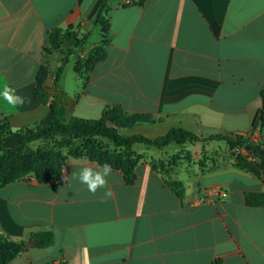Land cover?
I'll return each instance as SVG.
<instances>
[{"label":"crops","instance_id":"0c3cea01","mask_svg":"<svg viewBox=\"0 0 264 264\" xmlns=\"http://www.w3.org/2000/svg\"><path fill=\"white\" fill-rule=\"evenodd\" d=\"M102 2L0 0V92L8 85L27 98L12 108L0 96L8 148L19 144L16 132L48 124L53 106L63 120H97L114 107L162 120L124 130L126 137L155 140L182 128L264 148V125L253 128L264 89V0H110L108 34L94 24ZM55 28L80 43L68 46L74 51L45 50ZM97 31L99 42L88 45ZM96 47L104 60L95 61ZM41 67L48 75L39 87ZM130 150L135 180L112 169L107 189L95 195L72 176L100 167L88 159L69 161L55 182L30 178L0 188L3 236L26 243L49 231L55 238L10 264H264V208L245 203L246 192L264 191V178L252 171L256 157L225 140ZM170 179L184 184L182 198Z\"/></svg>","mask_w":264,"mask_h":264},{"label":"trees","instance_id":"16d2710c","mask_svg":"<svg viewBox=\"0 0 264 264\" xmlns=\"http://www.w3.org/2000/svg\"><path fill=\"white\" fill-rule=\"evenodd\" d=\"M110 0H103L99 13L94 21L102 27L104 34H108L109 20L107 18L109 13L108 2ZM145 0H136L132 4L143 6ZM65 35L61 28H55L49 34L48 47L45 49L48 53L51 51H59L64 45ZM83 40V39H82ZM76 42L75 44H77ZM95 61H102L105 59V51L103 47H96L93 50ZM67 60L62 62V66L58 69L55 79V85L58 84L64 72V66ZM92 60L88 63L87 68H90ZM48 75V70L41 67L38 86L40 87ZM37 92V91H36ZM162 122L161 119L147 114H128L119 107L105 110L101 118L97 120H86L72 117L69 120H63L58 116L56 106H53V116L51 121L46 125L35 126L32 129L16 132L19 136L20 142L17 146L6 148L3 146V139L12 133L9 119H0V156L4 158L17 157L27 159L32 156L34 159L31 166H26V173H33L37 181L41 184H47L58 181L62 178V166L56 164L50 153L42 151V149H32L31 145L39 141H50L57 137H66L73 139L88 140V148L86 157L90 161L97 163L99 166L105 162L111 164L112 169L122 171L128 183H132L135 178V168L137 160L135 155L118 153L108 156L107 152L92 141L94 138H103L113 144L119 149L130 150L133 145L143 144L146 146H154L159 149L169 145L170 143L184 144L187 141H207V140H225L234 147H244L249 154L257 158L258 163L252 169L253 173L259 177L264 178V148L260 143H255L244 139L241 136L236 138L212 136L209 138H201L185 129L176 128L168 131L164 136L152 140L143 135H132L126 137L120 133V130H129L138 124H157ZM258 124L264 125V89L261 92V108L254 120L253 128ZM243 162L242 158L238 159ZM5 159L0 161V174L5 172ZM166 185L172 191L182 198L185 194L184 184L180 181L167 180ZM245 203L249 207L264 208V191H248L245 193ZM32 239L36 240L34 248L46 249L53 246L55 238L52 232L44 231L35 234ZM27 249L25 243H15L0 233V264H10L11 261ZM212 264H224L223 259L218 258Z\"/></svg>","mask_w":264,"mask_h":264},{"label":"rangeland","instance_id":"374dc122","mask_svg":"<svg viewBox=\"0 0 264 264\" xmlns=\"http://www.w3.org/2000/svg\"><path fill=\"white\" fill-rule=\"evenodd\" d=\"M100 34L98 31L92 35L91 39L88 42V45L91 43H97L99 42ZM76 41V40H75ZM75 41L65 36L64 45L62 46V53L69 54L74 49L71 47L69 48V45H74ZM80 44V43H77ZM75 57H70V63L75 62ZM69 75L71 76V73L69 71ZM120 133L122 135H126L128 131L120 130ZM92 141H94L96 144H98L100 147H102L106 152L108 156H112L118 153L122 154H131L133 153L131 150H120L110 142H108L106 139L103 138H94ZM88 140L86 139H73V138H66V137H57L50 141H39L35 142L31 145L32 149H42V151L46 153H50L52 155L53 161L62 166V172H64L65 166L69 161H75V160H81V159H87L86 153L88 148ZM3 146L8 148L5 140L3 139ZM5 159V165L7 166L5 169V172L0 174V188L6 187L8 185L14 184L16 182L22 181V180H28L30 178L36 177L33 173L27 174L26 168L28 166H31L33 164L34 159L32 156H29L27 159L17 158V157H8L4 158V156H0V161ZM89 160V159H88ZM27 166V167H26Z\"/></svg>","mask_w":264,"mask_h":264},{"label":"clouds","instance_id":"9594fccd","mask_svg":"<svg viewBox=\"0 0 264 264\" xmlns=\"http://www.w3.org/2000/svg\"><path fill=\"white\" fill-rule=\"evenodd\" d=\"M0 96L10 105L12 108L22 107L27 98L17 94L16 89L8 85H5L3 91L0 92ZM30 102V101H28ZM112 166L105 162L98 168L92 166H84L78 173H72V176L79 180L80 183L86 185L87 190L95 195L100 188H106L108 186L107 177L111 175ZM105 198L111 197V190L105 192Z\"/></svg>","mask_w":264,"mask_h":264},{"label":"water","instance_id":"95a60500","mask_svg":"<svg viewBox=\"0 0 264 264\" xmlns=\"http://www.w3.org/2000/svg\"><path fill=\"white\" fill-rule=\"evenodd\" d=\"M36 240H30L25 243L27 248H33L35 246Z\"/></svg>","mask_w":264,"mask_h":264},{"label":"built area","instance_id":"2783aa9c","mask_svg":"<svg viewBox=\"0 0 264 264\" xmlns=\"http://www.w3.org/2000/svg\"><path fill=\"white\" fill-rule=\"evenodd\" d=\"M133 2H132V0H123V5L124 6H129V5H131Z\"/></svg>","mask_w":264,"mask_h":264}]
</instances>
